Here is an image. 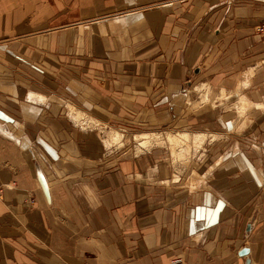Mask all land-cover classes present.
I'll list each match as a JSON object with an SVG mask.
<instances>
[{
    "label": "crops",
    "instance_id": "obj_1",
    "mask_svg": "<svg viewBox=\"0 0 264 264\" xmlns=\"http://www.w3.org/2000/svg\"><path fill=\"white\" fill-rule=\"evenodd\" d=\"M261 22L264 0H0V264H264ZM66 104L205 156L89 154Z\"/></svg>",
    "mask_w": 264,
    "mask_h": 264
},
{
    "label": "rangeland",
    "instance_id": "obj_2",
    "mask_svg": "<svg viewBox=\"0 0 264 264\" xmlns=\"http://www.w3.org/2000/svg\"><path fill=\"white\" fill-rule=\"evenodd\" d=\"M69 108L71 109L72 114L78 115L79 119H74V115L70 114ZM243 108L244 106L242 105V109ZM61 109H65L66 113L70 115L73 128L77 129V131L79 130L82 133L87 134L89 154L93 152L103 157H112L116 154H118L117 156L120 157H138L152 152H161L162 157L170 158L174 164H182L180 167L181 169H179V173L184 172V177L188 176L189 173V169L187 170V168H189L188 164H191V162L197 161L200 157L205 156V154H202L203 151L201 152L204 141L195 147L192 144V140L196 134H191L190 132L174 133L169 131H155L143 128L141 130H135V128H128L121 124L112 125L110 122H99L96 120V118L87 117L85 113L81 112L73 104H66L65 108ZM128 120L129 119L125 118L126 122H128ZM131 122H133V120ZM112 134L119 135V138L116 142L110 141V136ZM183 134L188 136L187 139H182ZM168 136H175V140L178 141V144H169V142L166 141ZM205 139L206 138H204V140Z\"/></svg>",
    "mask_w": 264,
    "mask_h": 264
},
{
    "label": "bare ground",
    "instance_id": "obj_3",
    "mask_svg": "<svg viewBox=\"0 0 264 264\" xmlns=\"http://www.w3.org/2000/svg\"><path fill=\"white\" fill-rule=\"evenodd\" d=\"M29 98L30 99H33L34 98V95L32 94V93H30V95H29ZM71 107V106H70ZM72 108V107H71ZM70 109V108H69ZM72 111H71V109H70V114H72L71 113ZM72 115H74L73 117H74V119L75 120H77V119H79V117H78V115H75V114H72ZM146 136V135H145ZM187 137L188 136H186L185 134H183L182 135V139H187ZM207 137V136H206ZM119 138V135L118 134H112L111 136H110V141H112V142H116L117 141V139ZM153 138V137H152ZM151 138V139H152ZM175 136H168V139L166 140V141H168L169 142V144H178V141H176L175 140ZM204 138H205V136L204 135H195L194 137H193V142H192V144L195 146V147H197L200 143H202L203 141H204ZM142 139V138H141ZM137 141V140H136ZM140 141V140H139ZM143 142H146V141H143ZM142 142V143H143ZM111 143V142H110ZM141 146V145H140ZM143 146V145H142Z\"/></svg>",
    "mask_w": 264,
    "mask_h": 264
},
{
    "label": "built area",
    "instance_id": "obj_4",
    "mask_svg": "<svg viewBox=\"0 0 264 264\" xmlns=\"http://www.w3.org/2000/svg\"><path fill=\"white\" fill-rule=\"evenodd\" d=\"M254 33L261 36L264 39V22L257 24L254 27ZM2 193V188L0 187V196ZM170 264H185L181 257H176L170 261Z\"/></svg>",
    "mask_w": 264,
    "mask_h": 264
},
{
    "label": "water",
    "instance_id": "obj_5",
    "mask_svg": "<svg viewBox=\"0 0 264 264\" xmlns=\"http://www.w3.org/2000/svg\"><path fill=\"white\" fill-rule=\"evenodd\" d=\"M247 254V250L243 249L239 252V256H245Z\"/></svg>",
    "mask_w": 264,
    "mask_h": 264
}]
</instances>
